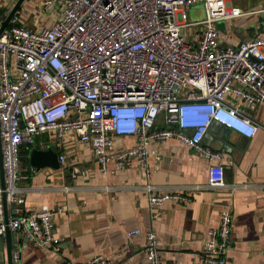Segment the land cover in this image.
Here are the masks:
<instances>
[{
	"label": "built area",
	"instance_id": "2783aa9c",
	"mask_svg": "<svg viewBox=\"0 0 264 264\" xmlns=\"http://www.w3.org/2000/svg\"><path fill=\"white\" fill-rule=\"evenodd\" d=\"M203 2L205 18L187 22V10ZM45 10L57 8L48 27L29 29L14 15L0 32V138L4 187L0 184V237L4 235V198L22 211L17 181L22 145L53 132L61 142L73 132L90 147L98 169L107 163L119 170L130 159L147 168L148 145L176 138L208 160L218 151L203 145L217 123L252 138L258 124L225 102L226 94L264 107V36L222 47L217 23L242 14L230 0H42ZM203 25L195 44L185 26ZM160 121V122H158ZM162 127L158 129L157 124ZM133 136L135 146L113 153L114 137ZM63 162L64 157L60 156ZM78 170L72 172L75 174ZM210 189L224 184L221 163L208 168ZM150 208L169 200L189 201L180 193L145 185ZM54 212L48 207L20 213L8 226L36 248L59 249L53 234ZM232 216L224 210L211 228L196 264H226L232 242ZM135 228L129 237L140 235ZM146 264H163L154 230L144 233ZM12 264H21L20 240L12 243ZM87 264H113L101 254Z\"/></svg>",
	"mask_w": 264,
	"mask_h": 264
},
{
	"label": "crops",
	"instance_id": "0c3cea01",
	"mask_svg": "<svg viewBox=\"0 0 264 264\" xmlns=\"http://www.w3.org/2000/svg\"><path fill=\"white\" fill-rule=\"evenodd\" d=\"M15 2L0 0V22ZM41 3L35 0V8L43 15ZM230 3L242 14L216 24L222 47H236L241 41L264 36V0ZM23 4L29 5L30 0H23L20 6ZM225 102L255 121L258 130L252 138H246L211 124L203 145L220 153L218 161L208 160L176 138H166L148 145L147 168L135 158L119 170L109 161L107 173L101 174L90 147L71 131L65 132L61 142L55 140L53 132H46L34 137V145H22V178L17 185L22 189L24 203L22 211L17 206H7L8 217L46 206L54 212L53 234L60 243L56 251L35 249L29 241L24 245L20 241L21 264H87L95 254L109 258L113 264H146L144 233L148 230L157 234L163 264H196L208 230L218 227L224 210L232 216V244L226 253V264H264V107L233 94H226ZM136 143L133 136H116L109 152ZM51 144L58 154L59 166L32 165L30 151L46 150ZM218 162L223 165L225 185L210 189L208 168ZM75 170L78 172L73 176ZM146 184L190 199L169 200L150 208ZM135 228L141 234L129 237L127 231ZM10 233L12 238L23 237L19 232Z\"/></svg>",
	"mask_w": 264,
	"mask_h": 264
},
{
	"label": "water",
	"instance_id": "95a60500",
	"mask_svg": "<svg viewBox=\"0 0 264 264\" xmlns=\"http://www.w3.org/2000/svg\"><path fill=\"white\" fill-rule=\"evenodd\" d=\"M23 0H16L13 7L5 17L3 21L0 22V32L2 29L5 28L7 25L9 19L14 15V13L19 8L20 4ZM30 162L35 167H43L45 165L50 166L52 168H56L59 166L58 161V154L55 151V147L53 144L50 145V147L46 150H38V149H32L30 151ZM0 184L2 187H4V173H3V167H2V153H1V138H0ZM4 223L6 225L4 237H0V264H3L6 262V264H12V243L15 238H12V235L10 233V229L8 226L9 217L7 214V205L4 198ZM20 241L24 244L28 243L27 237L20 238ZM31 244V243H30ZM35 248L33 244H31ZM37 249V248H35Z\"/></svg>",
	"mask_w": 264,
	"mask_h": 264
},
{
	"label": "rangeland",
	"instance_id": "374dc122",
	"mask_svg": "<svg viewBox=\"0 0 264 264\" xmlns=\"http://www.w3.org/2000/svg\"><path fill=\"white\" fill-rule=\"evenodd\" d=\"M35 0H30L29 5H21L17 11L19 21L26 25L29 29H37L51 25L55 20L57 8L50 9V12L45 10V13H38L35 8ZM205 18V9L203 2H195L189 6L187 10V22H199ZM203 29V25L185 26L182 29L187 41L191 42L195 39L198 32ZM193 44V43H192Z\"/></svg>",
	"mask_w": 264,
	"mask_h": 264
}]
</instances>
